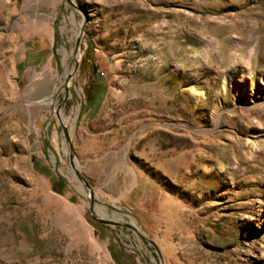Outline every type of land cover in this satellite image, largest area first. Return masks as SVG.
Wrapping results in <instances>:
<instances>
[{
	"label": "rangeland",
	"instance_id": "obj_1",
	"mask_svg": "<svg viewBox=\"0 0 264 264\" xmlns=\"http://www.w3.org/2000/svg\"><path fill=\"white\" fill-rule=\"evenodd\" d=\"M109 248L264 264V0H0V264Z\"/></svg>",
	"mask_w": 264,
	"mask_h": 264
},
{
	"label": "water",
	"instance_id": "obj_2",
	"mask_svg": "<svg viewBox=\"0 0 264 264\" xmlns=\"http://www.w3.org/2000/svg\"><path fill=\"white\" fill-rule=\"evenodd\" d=\"M81 34H82V30L79 31V34H78V39H77V42H76V48L78 47V44H79V41H80V37H81ZM77 67V64L75 65V69ZM68 79L70 78V75L67 77ZM64 133H65V136L67 138V140L69 141V138L67 136V133L64 129ZM73 158V154H72V149L70 147V160ZM77 177L78 179L83 182V184L88 188V184L85 182V180L83 179V177L77 173ZM89 189V188H88ZM95 205L94 203V198H93V195H92V192L90 191V208H89V211H90V216L91 218L96 221L97 223H100V224H104V225H119L118 222L116 221H113V220H108V219H104V218H100L98 216H96L94 213H93V206Z\"/></svg>",
	"mask_w": 264,
	"mask_h": 264
},
{
	"label": "bare ground",
	"instance_id": "obj_3",
	"mask_svg": "<svg viewBox=\"0 0 264 264\" xmlns=\"http://www.w3.org/2000/svg\"><path fill=\"white\" fill-rule=\"evenodd\" d=\"M63 29V28H62ZM74 33H77V31H75ZM79 51V50H78ZM78 58V53H76L75 54V56H74V59L76 60ZM74 65H71L69 68H67L66 69V71H65V73H64V77H63V80L61 81V85H59V86H57L56 88H55V90L53 91V92H51L50 93V100H51V97H56L60 92H61V90H63V88H67V87H69V85H70V80H68V76L69 75H72V74H74ZM47 103V102H46ZM59 114V113H58ZM60 116H62V114L60 113L59 114ZM132 224H133V226L135 227V228H137L136 226H135V224L133 223V221H132Z\"/></svg>",
	"mask_w": 264,
	"mask_h": 264
},
{
	"label": "trees",
	"instance_id": "obj_4",
	"mask_svg": "<svg viewBox=\"0 0 264 264\" xmlns=\"http://www.w3.org/2000/svg\"><path fill=\"white\" fill-rule=\"evenodd\" d=\"M50 182H51V186H52L53 190L56 191V192H60L61 191L60 189L65 186L64 182L59 177H52L50 179ZM93 224H94L96 230H97V228H103L104 227V225L100 224V223L94 222ZM109 251L111 252L112 256L114 257V259L116 260V262L118 264L119 262L116 259L113 250L111 248H109Z\"/></svg>",
	"mask_w": 264,
	"mask_h": 264
}]
</instances>
